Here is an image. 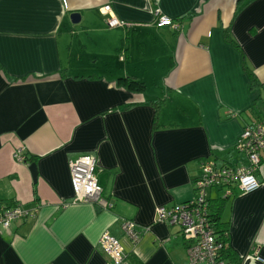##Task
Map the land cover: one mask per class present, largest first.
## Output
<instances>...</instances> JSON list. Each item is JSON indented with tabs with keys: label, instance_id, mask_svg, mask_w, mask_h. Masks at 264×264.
Here are the masks:
<instances>
[{
	"label": "crops",
	"instance_id": "crops-1",
	"mask_svg": "<svg viewBox=\"0 0 264 264\" xmlns=\"http://www.w3.org/2000/svg\"><path fill=\"white\" fill-rule=\"evenodd\" d=\"M104 5L126 26L107 28ZM126 77L145 88L128 89ZM259 119L264 0H0V201L38 209L0 233V264H105L104 232L120 241L124 264H186L179 228L157 222L156 210L192 200L206 159L245 166L233 147ZM16 150L36 158L17 162ZM82 155L96 158L111 208L71 202L69 162ZM261 158L254 192H208L238 264H264ZM122 220L140 230L137 242Z\"/></svg>",
	"mask_w": 264,
	"mask_h": 264
},
{
	"label": "built area",
	"instance_id": "built-area-1",
	"mask_svg": "<svg viewBox=\"0 0 264 264\" xmlns=\"http://www.w3.org/2000/svg\"><path fill=\"white\" fill-rule=\"evenodd\" d=\"M105 17V25L109 29L122 28L126 23L116 18L109 5L99 9ZM156 23L173 30L179 24L170 18L156 14ZM233 147L244 153L247 164L245 166L221 165L217 166L214 160L206 159L200 164V173L194 181V196L186 204L172 208L160 207L156 210V220L169 226H176L185 243L187 255L186 264H236L225 258L223 253L225 244L216 234L213 218L209 208V194L211 189H223L221 198L233 197L234 191L252 193L260 187L258 171L262 164L261 154L264 152V119L249 122L243 128ZM13 158L17 162H24L25 156L16 150ZM97 161L92 155H82L70 160L69 172L73 192L71 202H85L94 204L98 209H109L112 204L102 195V188L96 179ZM38 209H26L17 205L7 207L0 205V233L8 230L13 222L19 219L35 218ZM120 231L135 243L141 232L133 222L122 220ZM98 246L109 260L105 264H124L123 247L118 239L104 232L98 239ZM250 256L256 262H262L257 248L253 247Z\"/></svg>",
	"mask_w": 264,
	"mask_h": 264
},
{
	"label": "trees",
	"instance_id": "trees-1",
	"mask_svg": "<svg viewBox=\"0 0 264 264\" xmlns=\"http://www.w3.org/2000/svg\"><path fill=\"white\" fill-rule=\"evenodd\" d=\"M225 39H226L227 42H231L229 40V38H228V35H226V34H225ZM127 45H128V40L126 38L122 42V47H121V49H124L125 52H127ZM241 64L243 65L244 70L247 72V74H248L247 76H249V78H250V86H251V88H253L254 86L258 85L259 82L257 81L256 77L247 69V67L245 66V64H243V63H241ZM119 81L120 82L123 81L124 84L126 82V85H127L128 89L133 90V91H136V92L142 91L145 88L144 87V84L142 82H139V81H137V80H135L133 78H129V77L121 78ZM161 102H162L161 100H157V101L152 102V104L155 107L154 125L156 124V121H157V117H158L157 114H159L158 112H159V107H160V103ZM35 158L36 157H26V155H25V161L24 162L33 161V160H35ZM2 204L4 206H7V207H13V206H17L18 205L17 203H15L13 201H11V204L10 205L6 204L3 201H0V205H2ZM218 213L219 212L216 211L213 215L211 214V216L213 218V221L212 222H214V227H215V230L217 232L216 234H218L220 236V238H222V241L225 244L224 245L225 246V249H224L223 253L225 255V258H229V259L232 258L230 260L232 262L238 264L239 261H236L235 262V258L233 256V253L230 251V248H228L226 246V242H227V234L226 233H228V232H227V230L222 229L223 223L222 224H219V222H218L219 221Z\"/></svg>",
	"mask_w": 264,
	"mask_h": 264
},
{
	"label": "water",
	"instance_id": "water-1",
	"mask_svg": "<svg viewBox=\"0 0 264 264\" xmlns=\"http://www.w3.org/2000/svg\"><path fill=\"white\" fill-rule=\"evenodd\" d=\"M72 24H77L80 21V15L78 13H74L70 16Z\"/></svg>",
	"mask_w": 264,
	"mask_h": 264
}]
</instances>
